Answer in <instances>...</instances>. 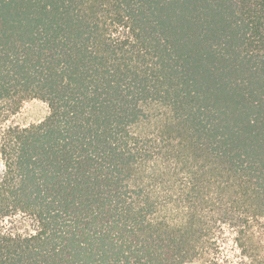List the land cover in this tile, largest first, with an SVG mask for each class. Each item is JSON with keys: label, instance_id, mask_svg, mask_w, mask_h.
I'll return each mask as SVG.
<instances>
[{"label": "trees", "instance_id": "1", "mask_svg": "<svg viewBox=\"0 0 264 264\" xmlns=\"http://www.w3.org/2000/svg\"><path fill=\"white\" fill-rule=\"evenodd\" d=\"M0 164V264H264V0H0Z\"/></svg>", "mask_w": 264, "mask_h": 264}, {"label": "rangeland", "instance_id": "2", "mask_svg": "<svg viewBox=\"0 0 264 264\" xmlns=\"http://www.w3.org/2000/svg\"><path fill=\"white\" fill-rule=\"evenodd\" d=\"M49 113V109L46 103L40 101V100H28L26 102L23 103L20 111L12 116L9 121L8 124H12V125H17L20 127H26L29 125H33V124H37L41 121L44 120V118L48 115ZM1 164H0V172H1ZM16 221V227L17 230L19 232H26V229L31 230L32 228H30V224L29 223H24L26 226H24V224H22L23 222V218L22 217H18L15 219ZM10 222H12L11 220L8 221V223H6V226H11ZM227 258H228V264H238V259L236 258L234 252L232 251L231 246L229 245L224 253Z\"/></svg>", "mask_w": 264, "mask_h": 264}]
</instances>
